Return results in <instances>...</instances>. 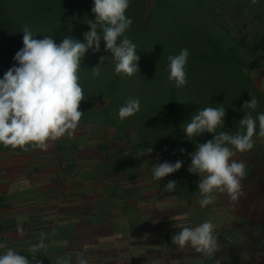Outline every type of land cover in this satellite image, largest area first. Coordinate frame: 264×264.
I'll use <instances>...</instances> for the list:
<instances>
[{
  "label": "crops",
  "instance_id": "0c3cea01",
  "mask_svg": "<svg viewBox=\"0 0 264 264\" xmlns=\"http://www.w3.org/2000/svg\"><path fill=\"white\" fill-rule=\"evenodd\" d=\"M99 121L97 131L92 122L80 120L73 138L58 139L46 151H20L0 144V243L30 261L36 253L45 255L36 257L42 264H56L62 257L76 264L78 256L88 264H215L191 246L172 245L171 236L208 221L217 240L229 247L232 236L225 228L236 222L241 231L234 227V245L220 244L216 253L221 264L228 260L264 264V209L257 208L262 202L248 198L241 209L236 202L229 209L224 193L202 208L211 212L218 207L223 214L219 223L205 215L186 217V210L173 208L175 202L201 208L202 198L192 201L174 192L161 195L164 184L153 178L144 156L136 157L139 166L126 161L127 156L113 145L109 128ZM81 126H86L82 134ZM235 215H241L244 223ZM20 227L22 235L17 231ZM41 233L46 247L33 253ZM7 248H0V254Z\"/></svg>",
  "mask_w": 264,
  "mask_h": 264
},
{
  "label": "clouds",
  "instance_id": "9594fccd",
  "mask_svg": "<svg viewBox=\"0 0 264 264\" xmlns=\"http://www.w3.org/2000/svg\"><path fill=\"white\" fill-rule=\"evenodd\" d=\"M258 0H251L256 4ZM130 6L129 0H94L91 11L95 21L85 19L90 31L84 33V42L70 36L60 43L50 35L43 39H36L31 28L25 25L22 29L23 47L16 52L13 59L16 62L0 79V144L5 148H20L24 151L47 150L52 142L65 136L73 138L79 122L84 115L80 110L85 93L80 84L79 72L81 60L88 52L100 51L101 41L105 44V51L110 53L117 75L132 77L138 73L136 45L126 35L133 20L126 15ZM190 52L181 49L179 54L168 56L169 82H175L177 88L187 84L186 65ZM109 56H101L99 65H103ZM91 70L93 78L101 72L100 66ZM245 101L243 109L255 110L258 100L255 96ZM140 111L139 98L126 100L118 110L120 120L134 116ZM226 108L205 107L192 115L190 122L183 125L186 137L195 138L204 133L213 134V138L204 143L196 144V150L190 153L191 163L188 172L197 175L198 191L202 199L201 207L215 202L216 193H226L232 202H237L243 195L241 181L246 177V167L243 162L232 159L236 152H247L254 147V135L264 137V113L253 118L251 111L244 114L239 121L243 131L234 134L219 131L224 128ZM151 147L138 151V158L150 154ZM181 154L185 149L179 150ZM183 160L175 163L163 162L152 165L155 180L177 172L182 168ZM176 181H168L163 188L164 193L174 191ZM17 231L22 235L23 228ZM171 244L180 248L191 246L197 253L207 259H214L215 264H221L216 253L219 243L214 235V225L205 221L195 227H183L171 236ZM44 234L41 240L33 244V253L44 249ZM0 248H7L0 243ZM41 264L32 255V261L11 248L0 254V264ZM56 264H72V259L62 257ZM76 264H88L82 257H76Z\"/></svg>",
  "mask_w": 264,
  "mask_h": 264
},
{
  "label": "trees",
  "instance_id": "16d2710c",
  "mask_svg": "<svg viewBox=\"0 0 264 264\" xmlns=\"http://www.w3.org/2000/svg\"><path fill=\"white\" fill-rule=\"evenodd\" d=\"M34 1L35 6L37 4L42 10L40 15L43 17V11L49 6L52 10L73 8L79 5L80 0ZM82 1L86 6L94 5V0ZM129 2L130 18L136 17L137 11L143 12L142 8L150 5L177 14L182 28L180 37L182 40L176 43L177 54L184 48L190 52L186 65L189 70L187 84L177 88L174 81L167 80L168 73H163L164 77L156 78L160 82L156 98L147 100L149 106L148 103L145 108L140 105L138 113L123 120L126 125L137 122V142L140 149L149 147L153 150L158 149L163 154V162L175 163L178 159L184 161L180 170L161 181L164 187L168 181H176L177 186L172 192L187 198L191 188L188 176L183 174V167L191 163L189 154L196 150V144L213 138V134L210 133H204L194 139L186 137L183 125L190 122L192 115L205 107L223 106L226 108L224 128L218 129L217 132L223 130L234 134L243 131L239 121L245 113L251 111L253 118L259 113H264V92L256 86L249 74L253 70L264 68V0H258L256 4H252L251 0H129ZM10 6L11 0H0V79L15 64L12 48L15 47L17 39L22 40L23 37V27L17 24ZM223 7L230 15V22H226L217 12V9ZM188 35L189 43L186 40ZM163 69L167 71L166 66ZM126 80L124 75L109 73L106 82L103 83V86L104 84L108 86L106 88L114 89L115 99L118 98L120 106L126 101L124 93ZM250 94L258 100L255 110L243 109L244 102L251 100ZM106 96L109 98L101 91L97 93L95 99ZM85 98L81 103L87 105L89 109L90 100L87 93ZM109 99V103L105 105L106 110L113 101L112 98ZM117 122H119L117 119L111 122L104 120L105 124L110 125ZM258 132L257 121V134ZM181 148L185 149L183 154L179 151Z\"/></svg>",
  "mask_w": 264,
  "mask_h": 264
},
{
  "label": "rangeland",
  "instance_id": "374dc122",
  "mask_svg": "<svg viewBox=\"0 0 264 264\" xmlns=\"http://www.w3.org/2000/svg\"><path fill=\"white\" fill-rule=\"evenodd\" d=\"M73 1L75 2V0ZM80 1L78 6L75 5L73 8L67 9L56 8L52 10L49 6L47 10L44 9L45 11H43V17L40 15L42 10L37 6V4L35 6L36 2L34 0H11L10 7L13 9L17 24L22 27L25 25L29 26L33 31V34L36 35V39H43L44 35H50L56 43H60L62 39L70 36L75 40L86 43L84 40V33L90 31V28L85 22V19L87 18L95 21L94 13L91 15V9L94 5L91 6L89 4L86 6L82 0ZM142 9L143 12L137 11L136 17L131 18L133 20V24L131 25L130 30L126 33V35L136 45L137 55L140 59L138 61V73L132 77L124 76L125 80L127 78L125 81L126 87L124 89V93L126 94V100L139 98L140 105L145 108L149 102L147 100H154V98H156V90L158 89V84L160 83L156 80V78L159 79L164 77L163 73H168L163 69V67H167L168 65V56L177 54L176 43L182 40L180 38L182 36V28L181 23L179 22V16L170 10L156 8V6L153 5L146 6ZM130 11L131 10L129 9L127 10V16ZM217 12L226 22H230V15L226 8L223 7L217 9ZM186 40H188L187 42L189 43V35ZM22 47V40L18 38L15 47L12 48V57H14L16 52ZM104 49L105 44L101 41L99 52H94L93 49H89L81 60L79 82L84 90V93H87V98L90 100L89 109L86 107L87 105L84 106L83 103L80 105V110L84 113L81 120L83 122H92L93 125H96L95 129L97 131L99 130V126L97 125L100 122L99 120H101L102 123H104V120H107V122H111L113 119L119 120V122L115 125L104 123L107 128H109V136L113 137V145L120 151V153L127 156V159L125 160H131V164L133 166H139V163L141 162L135 160L136 157H138V151L140 149L137 142V122L126 125L119 119L118 110L121 106L118 102V98L115 99V93L113 92L114 89L112 90L110 88H106L108 86L105 84L103 86V83L106 82L105 80L108 78L109 73H115L114 62L112 61L110 53L106 52ZM101 56H109L103 65H99ZM13 62H15L14 59ZM98 65L102 67L100 75L93 78L91 70ZM188 71L189 70L186 67V73H189ZM249 74L256 86L264 92V68L253 70ZM101 86H103V88H101ZM98 91H102L104 92V95H108L109 98H112L113 101L108 110H106L105 105L109 103L110 99L107 96L95 99L97 97V93H100ZM150 116L151 115H149V117ZM146 120H148V117ZM80 130L83 131L81 134L84 133L86 126H81ZM253 140L254 147L252 150L243 153L236 152L232 157V159L243 162L251 168L247 172L248 166L245 165L247 175L241 181V185L243 186V195L236 202L239 209L242 207V202L248 198L258 199V202H262L263 204L261 207L258 206L257 208L264 209V137H260L259 134H257L254 135ZM144 159L148 161L147 166L152 167L155 163H163V154L158 149H155L150 154L145 155ZM252 161L256 162L253 167H251ZM189 164H186L183 167V174L188 176V182L190 183L189 185L191 188V193L188 195V198L192 201L197 199L200 200L202 196L198 191L196 183L199 180V177L188 172L187 169ZM223 194L224 193H216V198H220ZM170 197V195L165 196V198ZM228 201L230 203L226 204L229 205L228 208L230 209V205L233 206L234 204H231L233 202L230 198H228ZM176 205L180 207L179 209H183L181 211L186 210V217H189V215H197V218L199 217L200 219L205 215L215 221L216 224L219 223V220L223 217V214L220 215L218 207L212 209L211 212L209 210L205 212L202 209L203 207L197 208L195 205L187 206L186 201H176L173 208H175ZM182 216L184 215L182 214ZM240 216L235 215V220L239 223H244L242 217ZM180 219L181 222H186V218ZM222 223L223 222L220 224ZM228 224L229 223H227V225ZM232 224L233 223H230V225ZM230 225L225 228L223 224V227L227 230L226 234H231L232 237L229 238L232 241V245H234L236 240L234 234H236V229L240 230V224H237L238 228L235 226L236 222H234L233 227H230ZM224 228H222V230H224ZM214 235L216 236V232H214ZM218 243L219 245L221 244L223 248L227 247L225 241L218 240ZM35 255L36 257L45 256L40 253H36ZM228 261L229 262H226V264H231L232 261ZM33 264H35V262H33Z\"/></svg>",
  "mask_w": 264,
  "mask_h": 264
}]
</instances>
